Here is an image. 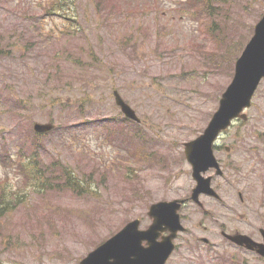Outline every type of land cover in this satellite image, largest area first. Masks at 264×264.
I'll use <instances>...</instances> for the list:
<instances>
[{
	"label": "rangeland",
	"instance_id": "obj_1",
	"mask_svg": "<svg viewBox=\"0 0 264 264\" xmlns=\"http://www.w3.org/2000/svg\"><path fill=\"white\" fill-rule=\"evenodd\" d=\"M57 2L0 0V153L39 160L47 175L60 160L94 192L41 190L40 180L35 190L0 162V183L17 191L8 199L20 201L1 220L0 264H80L129 221L146 229L153 203L190 194L184 143L206 128L264 15V0H213L209 11L190 0H66L55 12ZM115 90L140 123L124 120ZM246 114L223 139L238 148L232 163L216 153V189L225 204L246 193L264 221V79ZM36 122L55 129L38 138ZM201 200L210 213L180 212L187 230L167 264H264L219 234L215 218L231 212Z\"/></svg>",
	"mask_w": 264,
	"mask_h": 264
},
{
	"label": "water",
	"instance_id": "obj_2",
	"mask_svg": "<svg viewBox=\"0 0 264 264\" xmlns=\"http://www.w3.org/2000/svg\"><path fill=\"white\" fill-rule=\"evenodd\" d=\"M264 78V15L256 24L254 35L245 46L235 63L234 77L223 93L219 107L204 132L196 139L185 143L187 161L193 167V178L197 182L191 199L200 202L201 194L219 198L211 186V178L203 176L215 168L223 174L214 153V144L220 134L231 127L237 119L247 120L245 110L251 107L253 97ZM117 105L126 118L140 122L135 110L124 101L118 91H114ZM52 123H35L37 133H47L54 129ZM183 200L162 201L153 204L149 210L152 224L140 229V219L129 222L118 233L91 251L80 264H166L173 254L178 234L186 229L179 211ZM168 232L167 235H163ZM264 234V231H263ZM233 242L264 256V244L257 243L246 235L229 236ZM204 242H209L204 238Z\"/></svg>",
	"mask_w": 264,
	"mask_h": 264
},
{
	"label": "flooded vegetation",
	"instance_id": "obj_3",
	"mask_svg": "<svg viewBox=\"0 0 264 264\" xmlns=\"http://www.w3.org/2000/svg\"><path fill=\"white\" fill-rule=\"evenodd\" d=\"M228 132H224L220 135V137L218 138L215 146H214V150L215 153H219L220 151H224L227 155V157L230 159V161L228 163H232L231 159L233 158V155L237 154L238 152V148H236V146H232V145H227L225 143H223V139L226 138ZM183 157L186 160V156H185V144H184V148H183ZM220 161V160H219ZM222 164V162H220ZM188 164V168L191 172V176H192V167L191 165L187 162ZM225 173H223L222 175H218L216 169L211 168L209 169L204 175V177L206 178H211V185L213 186V188L217 191L216 187V179L219 177L224 176ZM193 179V177H192ZM195 185L196 182L193 179ZM216 185V186H215ZM194 188L191 189L190 194L188 195H181L180 200H183L184 202L182 203V207L180 209V212L189 204H195L196 206H198V208L201 210V212L205 213V214H209L210 211L208 209H206L205 203L202 202L201 197H207L209 199L214 200L215 202H219L223 208L227 209L228 211H230L231 213H229L228 217H224L223 219L220 218H215L216 222L218 223V231L219 234L225 239V241L227 243H229L230 245L237 247L239 250H243L247 253H249L248 255H250L251 257H255L258 259H261L262 261H264V256H262L261 254H259L257 252V250H251L246 248L245 246H240L238 244H236L235 242H233L230 238H228L229 236H236V235H246L248 237H250L252 240H254L257 243H261L264 244V221H263V217H261L259 215V213H257L254 209H253V205H251V201L248 200L247 194L243 193L242 191H239L238 193V197H239V201L236 202V204L234 203H230V204H225L223 198L220 196L219 194V198L207 195V194H202L200 196V202L201 204H196L192 199H191V194ZM218 192V191H217ZM242 212L241 214H233L234 210H241ZM233 215V216H231ZM214 218V217H213ZM141 220V219H140ZM142 223V221H141ZM201 225V223H200ZM202 226V225H201ZM203 228V229H202ZM202 230H207V227H203L202 226ZM204 237L200 238V241L205 243L206 245H210L211 241L209 240V242H204L203 241Z\"/></svg>",
	"mask_w": 264,
	"mask_h": 264
},
{
	"label": "trees",
	"instance_id": "obj_4",
	"mask_svg": "<svg viewBox=\"0 0 264 264\" xmlns=\"http://www.w3.org/2000/svg\"><path fill=\"white\" fill-rule=\"evenodd\" d=\"M58 1L53 5L54 11L57 12L61 10L63 4L61 1L66 0H56ZM97 1V6L102 7L107 0H95ZM190 1H202L203 2V10H210V3L213 0H190ZM6 52V51H5ZM4 53V49L0 48V54ZM5 55V54H3ZM126 120V119H124ZM117 133V132H116ZM43 135H37L40 138ZM118 136V135H117ZM116 136V137H117ZM112 140V135L109 136ZM35 159H32L31 163H23L15 161L10 155L7 153L2 154L0 153V162L5 167L17 166L20 171L32 182L33 185L35 181L40 180L37 183V188L41 190H64L70 189L72 192L78 195L82 194H89L93 193L92 189L90 188L89 182L84 185V181L80 179L79 175H77L72 169L70 170L68 166L63 165L60 160L54 161L50 165V170H54L53 174L51 175L52 171L47 175L46 170L44 169V165L38 162H34ZM42 179V180H41ZM36 186L33 185V189L38 190ZM6 187L0 183V228H2L1 220L6 217L11 210H13L19 203V200L11 201L9 196L12 194H16L17 191H7L5 190ZM9 189V188H8Z\"/></svg>",
	"mask_w": 264,
	"mask_h": 264
}]
</instances>
